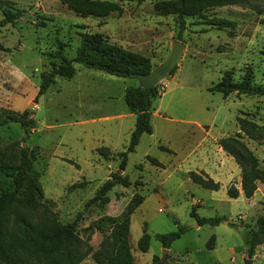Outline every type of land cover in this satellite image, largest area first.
Wrapping results in <instances>:
<instances>
[{
  "label": "rangeland",
  "instance_id": "obj_1",
  "mask_svg": "<svg viewBox=\"0 0 264 264\" xmlns=\"http://www.w3.org/2000/svg\"><path fill=\"white\" fill-rule=\"evenodd\" d=\"M10 1L26 12L14 25L0 28V121L25 113V125L0 126V161L12 156L18 162L19 149L27 147L34 157L32 170L39 174L42 202L52 203L58 222L72 228L94 250L105 234L98 229V220L127 215L133 264H151L162 257L163 250H167L163 264H244L248 259L245 235L255 229L262 214L264 186L260 185L252 199H231L222 177L216 176L224 185L209 191L191 183L188 172L212 174L215 141L238 132L237 117L245 116L264 126V97L232 93L223 98L209 91L227 70L232 71L235 81L240 80L246 66L253 70L254 85L264 87V26L256 10L264 11V2L255 8L227 6L207 11L208 17L232 21L233 29L218 30L205 20L186 18L179 40L185 49L178 68L158 83L160 96L153 102L151 117L153 132L141 136L121 173L129 185H115L106 205L85 207L117 171V153L127 146L133 127L129 119L105 117L127 109L123 87L138 81L74 64L71 79L56 77L36 100L40 73L49 70L52 62L58 63L52 56L55 41L67 44L65 54L71 59L79 45V33L97 32L112 44L149 57L157 66L166 60L171 42L177 40V25L172 15L154 10L156 0H110L118 3L122 12L103 19L78 17L57 0ZM49 18L52 20L45 21L46 26L37 25ZM173 75L175 81L171 80ZM199 127L212 138H204ZM243 142L255 157L264 158V143L247 138ZM102 146L110 150L107 158L96 152ZM147 157L163 166L152 165ZM9 181L0 175V189L9 190ZM79 183L84 187L69 188ZM194 207L199 217L219 218L221 222L197 226L191 216ZM27 213L42 215L39 210ZM179 227L184 232L169 249L155 239V235L171 234ZM143 229L149 235L146 253L137 248ZM251 259L252 264H264V243L256 247ZM80 264L95 263L89 256Z\"/></svg>",
  "mask_w": 264,
  "mask_h": 264
},
{
  "label": "trees",
  "instance_id": "obj_2",
  "mask_svg": "<svg viewBox=\"0 0 264 264\" xmlns=\"http://www.w3.org/2000/svg\"><path fill=\"white\" fill-rule=\"evenodd\" d=\"M65 5L76 16L81 18H106L111 13L122 12L118 3L110 0H57ZM258 2L264 0H156L154 10L163 15H172L177 25L176 39L181 40L186 28V18L205 20L207 25L216 29H233L232 21L208 17L207 11L214 8L227 6H251L257 7ZM257 14L261 16L260 24L264 26V11L259 9ZM26 11L16 6L10 0H0V28L14 25ZM44 19L38 22V26H46ZM79 45L73 58L68 59L65 54L66 43L55 41L56 50L53 53L58 63H51L50 69L42 71L39 75L40 83L36 94V100L55 82L56 77L71 79L75 74L74 64H80L85 68L98 70L110 76L135 79L148 74L155 66L151 59L142 54L112 44L101 33H79ZM178 66L170 75L174 74ZM253 70L246 66L240 80L233 79L230 70L223 72L218 82L213 84L210 92L220 93L223 98L232 93L245 96L264 97V87L253 83ZM160 96L158 84L151 89H144L139 85L128 86L124 90V102L129 113L135 115L134 127L130 133L127 146L122 152L117 153L119 164L117 171L110 175L86 201L85 207L104 206L109 202L108 193L115 185L127 187L129 185L124 172L127 158L135 151L142 135H151V114L153 102ZM25 115V113L23 114ZM21 116L10 115L0 121V126L8 123L25 125V119ZM238 132L233 136L221 138L217 145L230 156L240 170V190L247 199L251 198L257 190L258 183H264V158L259 160L243 142L247 138L256 143H264V126L258 125L247 117H237ZM160 149L170 152L164 146ZM99 156L107 158L110 150L107 147L96 149ZM8 156L0 161V175L10 179L8 189H0V264H80L87 257H91L95 264H133L132 255L128 244L130 219L127 215L119 218L109 216L101 217L97 222L98 229L105 233L98 248L94 250L84 242L67 225L60 224L56 214L51 210V205L42 202L43 190L39 182V174L32 170L31 159L34 158L27 147L19 149L18 162ZM154 166L161 167L155 159L147 157ZM191 183L209 190L218 191L220 184L214 182L203 173L189 172ZM84 184H73L69 188H83ZM11 189V191H10ZM226 194L231 199H237L238 189L231 185ZM262 214L256 219V227L246 232L244 250L246 257L254 256L256 247L264 243V203ZM42 211V215L30 216L27 212ZM191 216L197 226H215L221 222L219 218H202L196 213L195 207ZM184 232L182 227L178 231L167 235H155L164 249H169L171 243ZM149 247V235L143 229L142 236L137 242V248L146 253ZM212 245H209V248ZM151 264H163L155 258Z\"/></svg>",
  "mask_w": 264,
  "mask_h": 264
},
{
  "label": "crops",
  "instance_id": "obj_3",
  "mask_svg": "<svg viewBox=\"0 0 264 264\" xmlns=\"http://www.w3.org/2000/svg\"><path fill=\"white\" fill-rule=\"evenodd\" d=\"M175 75H173L171 77V80L175 81ZM177 82V81H176ZM164 86L165 88L168 86L167 84V81L164 82ZM138 84H133L131 86H136ZM127 86L123 87V91L125 90ZM156 113V112H155ZM154 115V113L151 114V117ZM105 119H118V120H123V119H129V123L131 122V125L134 127V123H135V115L134 114H131L128 112L127 109H125V111L121 114H117V115H113V116H106ZM132 127V129H133ZM203 132H204V138H207V139H210L212 138L210 136V134H208V131H206L205 129H203V127H199ZM132 129H129V133H131ZM130 135V134H129ZM203 138V139H204ZM215 139V138H213ZM221 139V138H218L216 139V144H214V168L212 169V174L211 173H207L205 171H202L201 173L205 174L207 177L211 178L212 177H215L214 179H216L215 181H218V183L220 184V186H223L224 184L222 182H219L221 180H219L220 178H216V176H219V177H222L225 183V186H226V191H227V188L229 187V185L231 183H235V186L236 188L238 189L239 191V196L238 197H241L243 196L241 190H240V170L238 168V166L235 164V162L233 161V159L228 156L227 154H225L222 149L217 145V141ZM204 141V140H203ZM202 141V142H203ZM165 147V146H164ZM108 148V147H107ZM167 148V147H166ZM169 149V148H168ZM170 150V149H169ZM170 154L173 153L172 150H170L169 152ZM225 162L227 164H225ZM162 165V164H161ZM163 166V165H162ZM161 166V167H162ZM157 167V166H156ZM161 167H158V168H161ZM189 173V172H188ZM188 180L190 181V179L188 178ZM213 180V179H212ZM214 181V180H213ZM214 181V182H215ZM191 182V181H190ZM260 185L264 186L263 183H258L257 184V190L256 192L254 193V195L249 198V199H252L254 198L256 195H258V191H260ZM231 186V185H230ZM220 189V188H219ZM260 198H264V193L261 192V195H260ZM259 201V199H257Z\"/></svg>",
  "mask_w": 264,
  "mask_h": 264
},
{
  "label": "water",
  "instance_id": "obj_4",
  "mask_svg": "<svg viewBox=\"0 0 264 264\" xmlns=\"http://www.w3.org/2000/svg\"><path fill=\"white\" fill-rule=\"evenodd\" d=\"M185 45L177 40L171 42V49L165 61L155 66L148 74L138 77V85L144 89H151L153 86L170 76L171 72L182 58ZM167 250H163L162 257L158 262L162 263ZM244 264H252V259H245Z\"/></svg>",
  "mask_w": 264,
  "mask_h": 264
}]
</instances>
